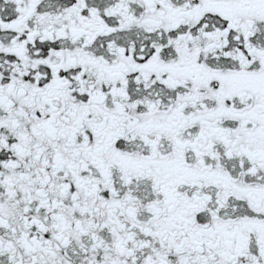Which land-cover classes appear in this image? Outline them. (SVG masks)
I'll return each mask as SVG.
<instances>
[{
	"label": "snow or ice",
	"instance_id": "1",
	"mask_svg": "<svg viewBox=\"0 0 264 264\" xmlns=\"http://www.w3.org/2000/svg\"><path fill=\"white\" fill-rule=\"evenodd\" d=\"M0 264H264V0H0Z\"/></svg>",
	"mask_w": 264,
	"mask_h": 264
}]
</instances>
